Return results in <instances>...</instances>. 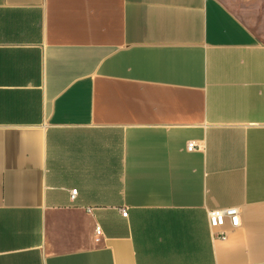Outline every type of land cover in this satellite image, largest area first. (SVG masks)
Listing matches in <instances>:
<instances>
[{
  "label": "crops",
  "instance_id": "1",
  "mask_svg": "<svg viewBox=\"0 0 264 264\" xmlns=\"http://www.w3.org/2000/svg\"><path fill=\"white\" fill-rule=\"evenodd\" d=\"M0 264H264V0H0Z\"/></svg>",
  "mask_w": 264,
  "mask_h": 264
},
{
  "label": "built area",
  "instance_id": "2",
  "mask_svg": "<svg viewBox=\"0 0 264 264\" xmlns=\"http://www.w3.org/2000/svg\"><path fill=\"white\" fill-rule=\"evenodd\" d=\"M195 149V145L190 143L187 145V150L191 151ZM72 195L76 194V190H73ZM122 216H126L125 211H121ZM226 220H228L230 226L235 228L239 225V213L236 208L214 209L208 213V222L212 229L221 228L224 226ZM95 235H100V228L95 227ZM218 238L225 237V233L219 231L216 235Z\"/></svg>",
  "mask_w": 264,
  "mask_h": 264
}]
</instances>
